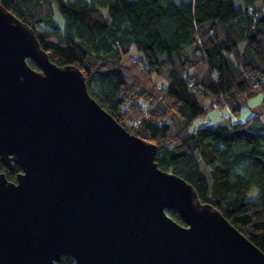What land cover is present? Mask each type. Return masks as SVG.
Returning a JSON list of instances; mask_svg holds the SVG:
<instances>
[{"label": "water", "instance_id": "95a60500", "mask_svg": "<svg viewBox=\"0 0 264 264\" xmlns=\"http://www.w3.org/2000/svg\"><path fill=\"white\" fill-rule=\"evenodd\" d=\"M156 154L90 94L80 68L52 62L0 4V161L23 170L17 182L0 171V264H264Z\"/></svg>", "mask_w": 264, "mask_h": 264}, {"label": "trees", "instance_id": "16d2710c", "mask_svg": "<svg viewBox=\"0 0 264 264\" xmlns=\"http://www.w3.org/2000/svg\"><path fill=\"white\" fill-rule=\"evenodd\" d=\"M0 4L36 31L52 62L80 68L90 94L117 121L157 146L160 169L192 184L202 202L264 252V119L195 124L218 107L241 112L264 89V0H243V6L234 0ZM21 170L0 161L10 181ZM253 189L259 195L249 200ZM168 212L184 224L177 210ZM74 262L63 256L59 264Z\"/></svg>", "mask_w": 264, "mask_h": 264}, {"label": "crops", "instance_id": "0c3cea01", "mask_svg": "<svg viewBox=\"0 0 264 264\" xmlns=\"http://www.w3.org/2000/svg\"><path fill=\"white\" fill-rule=\"evenodd\" d=\"M250 100V99H249ZM248 100L247 107L243 108L241 112L237 114H232L230 109L228 107L224 108H215L209 112V115L207 118L198 119L196 121V127L204 126L205 124H218L227 122L229 120L235 121V122H244L248 120L250 117L254 115L261 114V117L264 119V97H260L259 104H255L252 101Z\"/></svg>", "mask_w": 264, "mask_h": 264}, {"label": "rangeland", "instance_id": "374dc122", "mask_svg": "<svg viewBox=\"0 0 264 264\" xmlns=\"http://www.w3.org/2000/svg\"><path fill=\"white\" fill-rule=\"evenodd\" d=\"M173 1H175V2H179V0H173ZM234 1H235L236 5H238V6H243V0H234ZM54 8H55V15H54L55 20L57 21V23H58V25H59L60 27L64 28L65 20H64L62 14H61L60 11H59V6H58L57 4H55V7H54ZM132 53H133L134 56L139 55V54L137 53L135 47H132ZM155 78H157V75L155 76ZM160 78L165 79V77H163V76H161ZM158 79H159V78H158ZM260 97H261V98L264 97V89H262L261 91H259V92H258L255 96H253L252 98H250L249 101H252V102H254L255 104H259L258 101H260ZM263 114H264V113H263ZM204 174H206V176L208 177V179L210 178L209 173L207 174V172H205V170H204ZM258 195H259V191H258L257 189H253V190L250 192V194H249V198H248V199H249V200L254 199V198H256Z\"/></svg>", "mask_w": 264, "mask_h": 264}, {"label": "built area", "instance_id": "2783aa9c", "mask_svg": "<svg viewBox=\"0 0 264 264\" xmlns=\"http://www.w3.org/2000/svg\"><path fill=\"white\" fill-rule=\"evenodd\" d=\"M135 126H138L140 124V120L132 121Z\"/></svg>", "mask_w": 264, "mask_h": 264}, {"label": "flooded vegetation", "instance_id": "af4514ba", "mask_svg": "<svg viewBox=\"0 0 264 264\" xmlns=\"http://www.w3.org/2000/svg\"><path fill=\"white\" fill-rule=\"evenodd\" d=\"M14 168H15V167H14ZM14 168H13V169H10V170H11V171H14ZM21 169H22V168H21ZM22 171H23V170H21L20 172H22ZM20 172H19V173H20ZM19 173H17V176H18ZM17 176H16V181H13V182H17Z\"/></svg>", "mask_w": 264, "mask_h": 264}]
</instances>
